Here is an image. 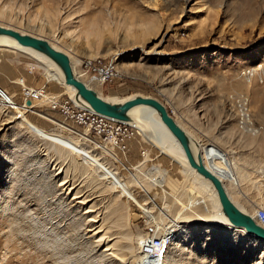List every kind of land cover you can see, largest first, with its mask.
I'll return each instance as SVG.
<instances>
[{"label": "rangeland", "instance_id": "374dc122", "mask_svg": "<svg viewBox=\"0 0 264 264\" xmlns=\"http://www.w3.org/2000/svg\"><path fill=\"white\" fill-rule=\"evenodd\" d=\"M0 25L45 38L75 63L111 59L117 74L94 87L98 93L158 98L191 136L236 161L240 182L229 188L236 204L264 208V0H0ZM46 68L0 48V264H157L158 255L162 264H264V242L208 221L217 201L131 124L119 141L115 132L65 123L43 99L21 109L19 80L70 96ZM241 98L250 133L236 126ZM158 171L166 174L162 187L153 183ZM60 179L84 195L95 190V214L123 256L104 254L82 212L56 201ZM167 228L174 237L162 253L143 254V241Z\"/></svg>", "mask_w": 264, "mask_h": 264}, {"label": "bare ground", "instance_id": "6f19581e", "mask_svg": "<svg viewBox=\"0 0 264 264\" xmlns=\"http://www.w3.org/2000/svg\"><path fill=\"white\" fill-rule=\"evenodd\" d=\"M49 43L57 48V46L54 45L53 43H51V42H49ZM2 47H4V48L7 47V48L19 50L20 52L29 54L30 56L36 58L38 61L44 62L48 66V68L44 69L46 77L48 79L55 80L58 83H60L61 85L65 86L67 88V90L70 92V97L73 98L74 88L70 84H67L63 81V77H62V73H61L60 69L49 57H47L42 52H40L34 48L19 44L13 37L6 35V34H0V48H2ZM68 58H69V62H70L72 72L77 77L84 80L89 86H91L93 88L97 87L99 85V82L97 79L96 80L89 79L87 77L88 76L87 74H81L78 72L77 67L75 68V66H76L75 64H77V63H75V61L73 60V57L71 55H68ZM109 99L115 100L114 98H112V99L109 98ZM38 100H40V99H38ZM244 100H245L244 98H241L240 102L237 104V107H236V109L238 111L236 114V126L240 130L250 133L252 131V129L249 128L250 130H248L246 126H244V127L239 126V122L241 123V121H239L240 118L244 119L243 122H245L247 120H248L247 122L251 121V116H250L251 114H250L249 108L245 104ZM33 101L34 100H28V102L24 101V103L21 104V109H24L25 111H27V109H32L35 105L32 103ZM240 111L242 112L241 114L239 113ZM127 113L130 116V120L124 121V122H127V123L131 124V126H134L135 128H137L139 130V132L142 134V136L148 142H150L154 147H157L161 153L169 155L171 157V159L181 163L183 165V167L186 166V169H187L186 171L188 173H190V175H193L195 178H197L196 181H199L200 185L207 189V191L209 192L211 197L214 199V201L215 200L217 201L216 205H215V209H216L215 217L213 219H209L208 221H211V223L215 226L220 225L222 227H229V228L235 230V232L237 231L241 235H248L252 238L256 237V236H254V234L246 231L243 227L235 226V225L231 224L226 219V217L224 216V214L222 213V211L220 209V206H219V203H218V200L216 197V193H215L214 188L212 187V184L210 183V181L207 178H205L202 175H200L199 173H197L195 171V169L188 164L186 157L184 156V153H183L179 143L177 142L175 137L172 135V133L168 130V128L164 125V123L160 120L157 112L154 110L153 107H151L149 105L135 104L128 109ZM121 121H123V120H121ZM180 126H181V124H180ZM65 128L70 130L69 127H65ZM183 129L189 137L192 150L196 151L197 149H199L197 146L199 144H195L196 141L194 142V138L191 137V135L186 131L185 128H183ZM71 130L74 131L73 129H71ZM201 157H202V155H201ZM202 160H203V158H202ZM203 163H204V161H203ZM66 174H65V176H66ZM71 180H73V179H71ZM74 182H71L70 184H68L67 180L60 179L59 184L57 183V185L60 187V192L58 193L56 201L61 202V205L64 204L65 207L69 206V209H71V211L73 213H76V212L78 213L79 211L82 212L81 216L83 217L84 225H85L84 230L86 231L87 234L90 233V237L95 238L94 239V240H96L95 243L97 242L96 244H98V246L103 247L102 252L104 254L109 255L110 257H113L114 259H117L118 257L123 256L124 254H123V250H122L123 248L121 246L122 244L120 243L118 237L114 233H109V231H107L108 228L106 227L104 217H101L102 215L100 216L98 214H95L99 210L98 209L99 206H97L95 190L90 189V190H88L89 191L88 194L84 195L82 193V191H84L83 190L84 188L81 191L78 184H76V185L73 184ZM221 182H222V180H221ZM153 183H155V185H157L159 187L164 186V184L166 183V174L164 172L160 173L158 171L155 179H153ZM222 184H223V182H222ZM224 188H225V186H224ZM225 190H226V188H225ZM86 193H87V191H86ZM56 204H58V203H56ZM57 206H59V204ZM239 207L243 211H245V212H247L253 216L254 210L251 212V211L244 210L241 206H239ZM171 221H173V223L176 227V225H177L176 220H171ZM174 231H175V228H167L164 231V233H162V235L157 237V239L150 240V239L146 238L143 241L142 245L151 243V246H152L150 249L151 251L149 253L147 250H144V248H141L142 253L145 254L147 257L150 256L152 258L155 257L158 252L162 253V250L165 247V245L167 244V241H169L170 239H172L174 237L173 236ZM171 236H172V238H171ZM258 239L264 242L263 239H260V238H258ZM152 258H149V260ZM121 259L122 258H120V260ZM156 259H157V264H158V262H160V264H162L161 263L162 260L160 259L159 255L157 256ZM121 262L125 263L123 260Z\"/></svg>", "mask_w": 264, "mask_h": 264}, {"label": "water", "instance_id": "95a60500", "mask_svg": "<svg viewBox=\"0 0 264 264\" xmlns=\"http://www.w3.org/2000/svg\"><path fill=\"white\" fill-rule=\"evenodd\" d=\"M0 34L13 37L19 44L34 48L49 57L60 69L63 81L74 88L73 100L108 117L128 121V109L135 104L149 105L157 112L160 120L179 143L188 164L197 173L207 178L215 190L220 209L226 219L235 226L243 227L254 236L264 240V226L255 221L252 215L243 211L228 195L220 178L203 163L199 149L192 150L189 137L180 124L168 112L164 103L150 95L133 94L122 100H110L102 96L71 69L68 55L50 44L45 38L18 29L0 25ZM29 99H25L28 102Z\"/></svg>", "mask_w": 264, "mask_h": 264}, {"label": "built area", "instance_id": "2783aa9c", "mask_svg": "<svg viewBox=\"0 0 264 264\" xmlns=\"http://www.w3.org/2000/svg\"><path fill=\"white\" fill-rule=\"evenodd\" d=\"M76 67L78 72L81 74H92L98 80L100 85L110 81L112 77L117 74L115 63L111 59H107L101 55L80 56ZM18 82L23 87V98L21 103H24L25 99H43L51 110L58 113L62 121H66L65 123L85 127L96 135L106 132H115L120 135L119 141L128 137L129 123L108 117L82 104H79L68 94H66L65 97L60 95H51L45 92L43 85L28 86L23 84L22 80H19ZM239 113L241 114L242 112L240 111ZM239 121H241V123L239 122L240 127L246 126L248 130L252 129L251 121L247 122V120L243 122V118H240ZM253 218L260 225L264 226V208L257 206L254 209ZM144 245L149 248L144 250H147L150 253V249L152 247L151 243Z\"/></svg>", "mask_w": 264, "mask_h": 264}, {"label": "crops", "instance_id": "0c3cea01", "mask_svg": "<svg viewBox=\"0 0 264 264\" xmlns=\"http://www.w3.org/2000/svg\"><path fill=\"white\" fill-rule=\"evenodd\" d=\"M191 137L194 138V142L196 141L195 144H199L197 146L201 152L205 165L222 180L228 194L230 195V186L237 188L240 182L236 168V161L228 154L226 149L219 145L211 142H201L198 137ZM230 197L233 200L231 195ZM233 201L235 202V200Z\"/></svg>", "mask_w": 264, "mask_h": 264}]
</instances>
